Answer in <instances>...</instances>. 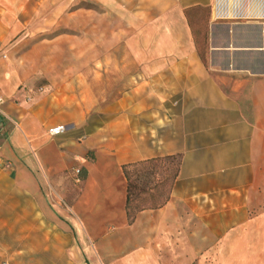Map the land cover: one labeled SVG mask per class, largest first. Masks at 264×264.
I'll return each mask as SVG.
<instances>
[{
  "label": "crops",
  "instance_id": "obj_1",
  "mask_svg": "<svg viewBox=\"0 0 264 264\" xmlns=\"http://www.w3.org/2000/svg\"><path fill=\"white\" fill-rule=\"evenodd\" d=\"M113 1L154 22L141 57L113 59L111 106L101 80L41 75L23 48L0 47L13 57H0V216L27 221L35 250L63 264H190L199 248L244 242L228 230L264 191V0ZM5 16L0 43L14 36ZM172 156L170 201L130 224L123 167Z\"/></svg>",
  "mask_w": 264,
  "mask_h": 264
},
{
  "label": "rangeland",
  "instance_id": "obj_2",
  "mask_svg": "<svg viewBox=\"0 0 264 264\" xmlns=\"http://www.w3.org/2000/svg\"><path fill=\"white\" fill-rule=\"evenodd\" d=\"M0 10L6 12L8 28L14 34L9 43H0V47L23 48L16 58L28 56L31 62L44 66L41 75L67 76L68 80L84 75L101 80L99 84L104 89L100 106L113 105V59L141 57V28L154 22L147 20L143 24L142 19L134 18L137 7L113 0H0ZM196 15L202 29L207 12ZM132 28L137 31L128 34ZM175 167L176 162H163L161 171ZM247 204L245 224L228 230L229 238L244 236V242H217L199 248L200 256L190 264H264V191L256 196V205L253 196ZM30 232L27 221L15 227L13 219L0 216V264H63L60 258L42 257L31 242ZM212 251H217L213 257ZM227 251L235 252L234 258L229 259Z\"/></svg>",
  "mask_w": 264,
  "mask_h": 264
},
{
  "label": "trees",
  "instance_id": "obj_3",
  "mask_svg": "<svg viewBox=\"0 0 264 264\" xmlns=\"http://www.w3.org/2000/svg\"><path fill=\"white\" fill-rule=\"evenodd\" d=\"M167 161L176 162V167L174 170L166 168L161 171V164ZM180 165L181 156H172L123 167L127 180L126 213L130 224L135 221L139 213L161 209L168 204Z\"/></svg>",
  "mask_w": 264,
  "mask_h": 264
},
{
  "label": "built area",
  "instance_id": "obj_4",
  "mask_svg": "<svg viewBox=\"0 0 264 264\" xmlns=\"http://www.w3.org/2000/svg\"><path fill=\"white\" fill-rule=\"evenodd\" d=\"M2 58L3 59H7V55L6 54H2ZM4 102H5L4 99L0 98V116L5 118V119H7V116L2 111V106H3ZM15 128H18V126L15 125ZM68 128L69 127L67 125L56 126V127H53L51 129H49L47 134L50 137L61 136V135L65 134L68 131ZM7 133H8L7 124L4 121H1L0 122V147L2 146V143H3Z\"/></svg>",
  "mask_w": 264,
  "mask_h": 264
}]
</instances>
